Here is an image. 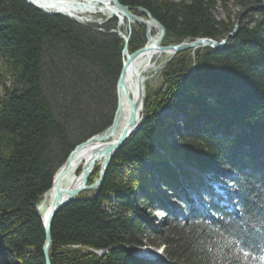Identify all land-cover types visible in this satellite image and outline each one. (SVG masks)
Instances as JSON below:
<instances>
[{
  "label": "trees",
  "instance_id": "1",
  "mask_svg": "<svg viewBox=\"0 0 264 264\" xmlns=\"http://www.w3.org/2000/svg\"><path fill=\"white\" fill-rule=\"evenodd\" d=\"M118 1L159 21L164 45L221 39L234 25L229 15L218 20L212 13L219 4L226 8V0ZM238 4L263 5L254 24L240 23L220 49L177 53L160 85L145 89L142 119L111 160L97 195L55 214L51 264H147L133 250L152 228L141 205L149 204L153 175L187 209L186 224L165 223L161 232L169 264H258L264 255V0ZM116 24L115 17L81 24L25 0H0V77L11 82L0 96V264H45L37 206L73 148L110 124L112 115L101 123L94 115L103 91L112 113L115 108L125 45ZM135 31L129 52L146 42L145 27L136 24ZM165 110L172 115L163 119ZM169 131L177 145L166 143ZM214 184L221 193L212 194ZM191 189L202 197L194 202Z\"/></svg>",
  "mask_w": 264,
  "mask_h": 264
},
{
  "label": "water",
  "instance_id": "2",
  "mask_svg": "<svg viewBox=\"0 0 264 264\" xmlns=\"http://www.w3.org/2000/svg\"><path fill=\"white\" fill-rule=\"evenodd\" d=\"M52 1H57V0H52ZM107 1L115 8L111 16L116 18L117 28L120 29L124 26V23L126 24L125 26L126 31L123 36L125 45L122 50V55H123L122 68L117 78L116 85H115V98H116L115 108L111 116L110 124L105 129H103L100 133H96L90 136L85 141L76 145L73 148V150L69 153V155L67 156L63 165L55 172L53 176L52 186L47 191V192L52 191L51 202L47 209L45 218L43 219L42 216L40 215L42 223H43L44 234H45L44 241H43V248H42V252L44 255V259H45V264H51L50 259H49V248L51 245L50 231H51V225H52L55 214L61 208H63L64 206H66L68 203L72 201L90 200L97 195V193L100 190L103 177L105 175V172L111 160L113 159L116 152L121 148V146L135 132V130L137 129V126L139 125L141 118L140 117L138 118L137 109L138 107L142 108L141 97L143 96L142 92H143L144 84L141 82L138 84V92H139L138 102L136 104H133L129 98L128 90H127L125 80H124L125 67L128 65L129 62H131L134 59L138 51L142 49L151 48L152 50H155V51L169 52L171 54L170 57L162 61L157 66V68L154 70V72H157L160 69H162L168 62H170L174 58V56L179 52L187 51V50H195L198 48H211V49L222 48L224 45L228 43L230 39H232L236 35V33L238 32L239 25L246 15L251 11H255L263 7L262 4L249 5L245 7L238 14V17L234 22L232 30L228 32L225 35V37L221 39H213L209 37H199L189 42L182 41L177 44L164 45L163 39L165 37V28L159 21L153 18L152 15L146 9L142 7L132 8L129 6H125V5H122L118 0H107ZM93 2L102 3L104 1L103 0H82L81 5L86 6ZM29 3L33 6H36L37 8H41L40 5L38 4H34L32 2H29ZM69 6H70V9H77L78 3L71 2ZM133 11H137L140 15H137ZM121 17L125 20L124 23L120 19ZM130 23L139 24L145 27L146 42L144 46H142L141 48L133 52H129L128 47H127V43L130 39V33H131ZM149 23L153 24L154 29L156 30V33H155L156 39L151 46H148L147 44L151 38ZM123 104L128 106V116L125 121L124 127L121 130L122 119H123ZM120 130L121 132L116 140L106 143V140L108 138L115 135ZM91 143H99V144L106 143V144L102 145L103 146L102 148L94 150L93 154L95 157L90 163H88V165L85 166L84 173L82 175L79 186L73 189H62L59 186V181L62 175L69 168L72 153L75 150L81 147H84L87 144H91ZM100 158H102V162L99 165L98 177L93 183L89 184L91 169ZM87 190L92 191V194L86 197H82L79 195L81 192L87 191ZM47 192H45L44 195ZM37 209L39 211V205L37 206Z\"/></svg>",
  "mask_w": 264,
  "mask_h": 264
},
{
  "label": "rangeland",
  "instance_id": "3",
  "mask_svg": "<svg viewBox=\"0 0 264 264\" xmlns=\"http://www.w3.org/2000/svg\"><path fill=\"white\" fill-rule=\"evenodd\" d=\"M185 1H188V0H185ZM225 5H226V8H223L220 4L216 8H214L212 11L213 15L218 20H221V19L226 20L227 15H229L231 20L235 22V20L238 17V14L243 10V8L238 4V0H226ZM99 15L100 14L84 15V16H81L80 20H76V19H73V20L77 21L78 23L85 24V23L105 21L106 19L111 18V17L102 15L104 19H101L98 17ZM257 18H258V13L256 12V10L251 11L244 17L241 23H248L250 25H253ZM135 25L136 24L131 25V33H130L131 39L136 35ZM121 30L125 31L124 28H121V29L117 28L116 31L118 35H120L121 38L123 39L124 33ZM167 45H169V43ZM191 56L193 57V54H191ZM163 60L165 59H154L153 62L155 63V69ZM163 68L157 72H154L155 69H153L146 73L145 82L143 85V90H144L143 95H145L146 88L155 89L160 85L161 73H162ZM2 86L9 87L11 86V82L9 80H3L0 77V96L3 93ZM108 94H109L108 92L105 93L103 91L102 93L103 100H102L100 112L98 115H94L95 120L98 121V123L105 121L110 115H112V105L109 100H106V95L108 96ZM141 114L142 112L140 113V118L142 119ZM170 115L172 114H171V111L169 110H165L162 112L163 119H165L166 117ZM78 138H80V136L73 138L72 141H76ZM165 141L168 145H177L178 139L176 138L175 132L174 131L167 132L165 134ZM180 163L182 164V169L186 173H189V174L194 173L193 168H191L190 166L186 164H183L182 162ZM96 165L92 172V175L94 176L98 174V170H99V165L98 164ZM144 167L145 169L149 168L148 164L146 163L144 164ZM157 177L158 176L153 175V179H151V182H150L152 186V191L150 192V196H149V204H146L145 206L141 205L142 208L144 207V214L149 220V223L152 228L148 229V231H146V233H144L140 237L141 238L140 240L143 246L137 247L135 250H133V254L139 259L145 261L147 264H169V261L165 255V245L162 243L161 232H163L164 231L163 229L167 227V226L165 227L164 225L165 223H170L171 225H174L177 227H181L184 224H186L185 217L187 215V209H186L185 203L182 202L178 197H176V195L173 194L169 186L158 181ZM182 185L185 186L186 183H183ZM213 188L214 189H213L212 194L216 195L218 193H221L222 189L219 187V185L214 184ZM80 194H83L82 196H89L92 194V191L87 190ZM202 195L203 194H200L198 190L196 189L190 190V196L193 198L194 202L198 198H201ZM162 205L166 206V208H163ZM104 208L105 210H108L109 205L105 203Z\"/></svg>",
  "mask_w": 264,
  "mask_h": 264
},
{
  "label": "bare ground",
  "instance_id": "4",
  "mask_svg": "<svg viewBox=\"0 0 264 264\" xmlns=\"http://www.w3.org/2000/svg\"><path fill=\"white\" fill-rule=\"evenodd\" d=\"M27 1L40 5L41 8L45 9L46 13L61 14L76 20H80L81 16L84 15L100 14V15L112 17L111 14L112 12H114L115 9L110 3H108L107 0H103L104 2L102 3L93 2L86 6L81 5L82 0H57L59 2L52 0H27ZM71 2L78 3L77 9H70L69 5ZM120 19L123 21V23L125 22V20L122 17ZM132 24L134 23H130V25ZM125 26L126 24L124 23V26L122 28L125 29ZM149 27H150L151 38L147 44L148 46H151L156 39L155 37L156 30L154 29V26L151 23H149ZM170 55L171 54L169 52H159L152 50L151 48H147L138 51L134 59L128 63V65L125 67L124 80L128 90L129 98L133 104H136L138 102V96H139L138 84L140 82L144 84L146 73L150 70L155 69V63L153 62L154 59L166 60L168 57H170ZM142 93H144V90ZM143 96L141 97V101L143 100ZM141 110L142 108L138 107L137 109L138 118L140 117ZM127 116H128V106L123 104V119H122L121 130L124 127ZM121 130L115 135L108 138L106 140V143L116 140ZM106 143L104 144L91 143L75 150L72 153L69 168L62 175L59 181V186L62 189L77 188L80 184L85 166L88 165V163H90L95 157L93 154L94 150L102 148L103 147L102 145H105ZM101 162H102V158H100L94 164V166L91 169L90 175L92 174L95 165L96 164L100 165ZM51 198H52V191H49L45 195H43V199L40 202L39 211L43 219L45 218V215L47 213V209L50 205Z\"/></svg>",
  "mask_w": 264,
  "mask_h": 264
},
{
  "label": "snow or ice",
  "instance_id": "5",
  "mask_svg": "<svg viewBox=\"0 0 264 264\" xmlns=\"http://www.w3.org/2000/svg\"><path fill=\"white\" fill-rule=\"evenodd\" d=\"M245 255H248L247 253ZM258 259V264H264V255H261Z\"/></svg>",
  "mask_w": 264,
  "mask_h": 264
}]
</instances>
